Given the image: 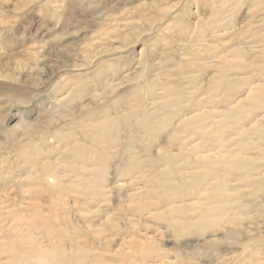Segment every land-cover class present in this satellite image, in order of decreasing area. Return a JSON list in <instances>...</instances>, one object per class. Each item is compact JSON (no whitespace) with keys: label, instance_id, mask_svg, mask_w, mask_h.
Listing matches in <instances>:
<instances>
[{"label":"rangeland","instance_id":"1","mask_svg":"<svg viewBox=\"0 0 264 264\" xmlns=\"http://www.w3.org/2000/svg\"><path fill=\"white\" fill-rule=\"evenodd\" d=\"M261 1L0 0V236L53 264H264Z\"/></svg>","mask_w":264,"mask_h":264},{"label":"bare ground","instance_id":"2","mask_svg":"<svg viewBox=\"0 0 264 264\" xmlns=\"http://www.w3.org/2000/svg\"><path fill=\"white\" fill-rule=\"evenodd\" d=\"M261 2H263V1H261ZM197 9L199 11V8H197ZM250 15H248V17ZM262 21H264V17H263V19L261 21H258V22L260 23ZM201 24H200L199 20L195 23V31L199 30L202 27ZM220 33L221 32H218V31H216L215 33H210L209 39L210 40H214V39H216V37L218 38V37L224 35V34L220 35ZM250 37H253V41H250V42L247 43L249 45L246 48V50H243V52L244 53H252V54H264V47L257 45L260 42V40L264 39V35H260V33L258 32V33H255V34L251 35ZM191 41H192V39H191ZM191 41H186L188 46L186 44H179V43H178L179 44L178 46L180 47V49L182 51L186 50V49H188L189 44H190ZM43 49H45V48H42L41 50H43ZM41 52H43V51H41ZM201 53H202L201 50H197L196 49L194 51V53L192 52L190 55H180L179 63H177V66L178 67L183 66L184 68H188L190 65L192 67H195L196 65H200V64L195 63V62L194 63H191V62L190 63H186V61L183 60L182 57H186L187 58V56H194V57H197V58H202L203 55ZM0 54H1V51H0ZM158 56L160 57V60H161V62L159 61V66H161V67H159V70L162 71V70H164L163 67H162L163 66V62L168 60V59H171V58H168L167 57L168 55L165 54L163 51L161 53H159ZM162 59H165V60H162ZM237 59L244 62V58L241 57V56L240 57L238 56ZM197 60L200 61V59H197ZM176 74L177 75H175V77L176 76H178V77L186 76L185 74H178L177 72H176ZM189 79H191V77H189V78L185 77L183 79H178L177 78V80H175L176 82H173V83L177 84V82L178 83L181 82V84H182V82H188ZM164 90H165L164 93L163 94L160 93V95L165 96V94L168 92L167 91V86H164ZM72 102H74V100L72 98H70V96L58 99L56 104H53L54 106H51L50 108H48V111L46 112V115L44 113L43 114H38V116L35 117L34 122H37V123L41 124L40 121L44 120V119H53L54 120V117L57 115V110L60 109V108L65 107L66 105H70V103H72ZM261 102H262V104H264V100L263 101H262V99L261 100L260 99L257 100V103H261ZM249 112L250 111L247 110L246 108H242L239 111L240 114H245V113L247 114ZM29 127H30L29 123L23 122V123H20V125H18V124L14 125L10 129H12L14 134H21L22 129L23 130H29ZM31 129H33V127L30 128V130ZM68 135H70V134H68ZM44 140H46V139H41L42 142ZM47 144H49V143H47ZM42 154L43 153H41V152H37L35 155L39 156V155H42ZM30 160H31V157H30ZM19 165H21V164H19ZM21 166L22 167H20L18 172L23 171L26 168H29V170H30L31 167H34L35 165L31 161H24V163ZM47 168H49V167H47ZM1 171H2V169H1ZM47 173H48L47 175L46 174L43 175V176L41 175L42 176L41 179L45 180L49 186L62 185L61 184L62 183L61 182V178L59 177V175L57 173H53L50 169L47 170ZM2 175H3L2 178H6V182H8L9 179L11 180V182H17L18 184H24L26 182L34 181V180H32L31 177L23 179L22 175H18L17 176V173L14 174V172H5ZM11 182H8V183H11ZM6 192L7 191L4 190V193H6ZM28 196H30V192L29 191H28ZM4 198L5 199H9V197H7V196H4ZM36 218L38 220L42 219L41 217H39V214H37ZM37 219H34V220H37ZM42 223H43V221H42ZM4 232H6V231H1L0 234H3ZM9 232H11L13 234H18L19 236L17 237V239H14L12 241H7V240L3 239L4 237L0 236V255H2L4 253H10L14 257H17V258L21 259L19 264H28L29 262L31 264H53V262L56 261L54 255H53L54 254L53 252H51V251L50 252L49 251L42 252L40 250H37V249L40 248V247L35 246L37 242L32 239L33 237L30 235L29 232L25 233L24 231H22V229L18 226L17 222L15 223L14 226L11 227ZM28 247L29 248H34V252L32 250L28 249Z\"/></svg>","mask_w":264,"mask_h":264}]
</instances>
